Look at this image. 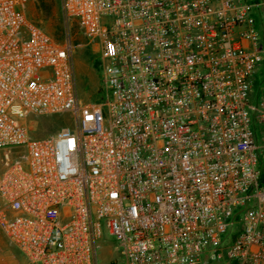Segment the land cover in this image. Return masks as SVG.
Listing matches in <instances>:
<instances>
[{
    "label": "built area",
    "instance_id": "2783aa9c",
    "mask_svg": "<svg viewBox=\"0 0 264 264\" xmlns=\"http://www.w3.org/2000/svg\"><path fill=\"white\" fill-rule=\"evenodd\" d=\"M0 0V231L21 264H264V0H55L99 58ZM37 1V0H36ZM68 115L38 137L32 117Z\"/></svg>",
    "mask_w": 264,
    "mask_h": 264
},
{
    "label": "rangeland",
    "instance_id": "374dc122",
    "mask_svg": "<svg viewBox=\"0 0 264 264\" xmlns=\"http://www.w3.org/2000/svg\"><path fill=\"white\" fill-rule=\"evenodd\" d=\"M59 10L55 0H35L26 7L28 17L39 23L58 41L63 39L66 30L70 32L75 45L74 63L79 95L84 102L99 101L102 97L103 74L97 51L94 47L85 45V37L75 23L65 24ZM31 121L34 135L48 137L69 125L70 117L68 115L32 117ZM20 152V149L0 150V168L12 164L19 157ZM98 260L99 264H122L123 261L120 254L114 251V243L111 239L100 244ZM21 263L22 258L19 253L0 231V264Z\"/></svg>",
    "mask_w": 264,
    "mask_h": 264
},
{
    "label": "trees",
    "instance_id": "16d2710c",
    "mask_svg": "<svg viewBox=\"0 0 264 264\" xmlns=\"http://www.w3.org/2000/svg\"><path fill=\"white\" fill-rule=\"evenodd\" d=\"M40 1H38V3H39ZM41 5H39V7H40Z\"/></svg>",
    "mask_w": 264,
    "mask_h": 264
}]
</instances>
